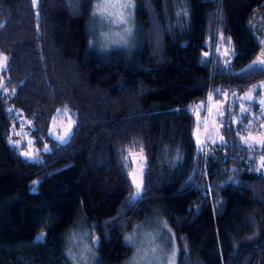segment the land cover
I'll use <instances>...</instances> for the list:
<instances>
[{
  "label": "trees",
  "instance_id": "16d2710c",
  "mask_svg": "<svg viewBox=\"0 0 264 264\" xmlns=\"http://www.w3.org/2000/svg\"><path fill=\"white\" fill-rule=\"evenodd\" d=\"M92 3L0 0V264H75L79 221L94 264H123L126 234L153 214L176 264H264V138L251 136L264 126V66L251 64L264 0H134L130 50L96 45ZM250 91L202 140L196 104L203 118L210 97ZM62 109L65 141L48 132ZM133 151L145 167L130 202Z\"/></svg>",
  "mask_w": 264,
  "mask_h": 264
},
{
  "label": "rangeland",
  "instance_id": "374dc122",
  "mask_svg": "<svg viewBox=\"0 0 264 264\" xmlns=\"http://www.w3.org/2000/svg\"><path fill=\"white\" fill-rule=\"evenodd\" d=\"M99 0H93L90 10V32L92 33L94 42L102 49L113 47H124L131 49L130 41L135 29L134 20V0L133 6L125 11L127 17L126 24H119L113 22V17L93 15L96 10V5ZM130 30V31H126ZM226 61H230L233 56V51L229 46L222 49ZM264 59V49L254 58L251 62L252 65H259L258 61ZM2 58H0V65ZM252 100V91L245 94L239 92H231L229 94L221 95L217 99H210L204 105V117L200 116L203 109L200 104H196L194 111L198 121H202L203 128L201 130L202 140L209 137L211 139L217 138V124L220 119V114L228 102ZM254 100V99H253ZM261 106L264 107V95L259 98ZM203 119V120H202ZM72 117L67 109L59 110L53 118L52 124L49 128V134L60 141H65L72 128ZM264 127V126H263ZM262 127V128H263ZM260 124L256 125L253 129L251 136L253 140L261 142L264 138L260 132ZM17 133L20 135L22 145L29 155H33L35 150L33 148L32 139L27 135L22 124L19 125ZM131 169L130 177L133 185L131 192V202L139 196L143 189V170L145 167V160L141 152H131ZM135 161V162H133ZM264 167V166H263ZM133 175L137 183L141 184V188L137 190L133 184ZM80 222V221H79ZM73 226L67 234L68 237V254L75 264H94L93 260L95 253L93 252V240L89 237L88 233L83 230L79 225ZM131 236L132 240L129 243L132 248L131 256L123 264H176L178 247L175 236L171 229L165 224L162 219H159L155 214L146 217L138 222L134 228L125 236ZM41 237V235H39ZM155 249V251H153Z\"/></svg>",
  "mask_w": 264,
  "mask_h": 264
},
{
  "label": "snow or ice",
  "instance_id": "6c2138e0",
  "mask_svg": "<svg viewBox=\"0 0 264 264\" xmlns=\"http://www.w3.org/2000/svg\"><path fill=\"white\" fill-rule=\"evenodd\" d=\"M132 6H133V0H99L93 15L113 17L114 23L126 24L128 21H127V17L125 16V11L131 8ZM126 31H130V30L126 29ZM4 59L6 60L7 58L4 57ZM258 64L264 66V59L259 60ZM140 151L142 152V149ZM131 155L132 153H129V156ZM262 164H264V161H262ZM133 184L135 185L137 190L141 188V184L137 183L134 175H133ZM125 239L130 243L132 237L128 236ZM153 251H155V249H153ZM170 264H172V262H170Z\"/></svg>",
  "mask_w": 264,
  "mask_h": 264
},
{
  "label": "built area",
  "instance_id": "2783aa9c",
  "mask_svg": "<svg viewBox=\"0 0 264 264\" xmlns=\"http://www.w3.org/2000/svg\"><path fill=\"white\" fill-rule=\"evenodd\" d=\"M261 130H263V132H264V127Z\"/></svg>",
  "mask_w": 264,
  "mask_h": 264
}]
</instances>
